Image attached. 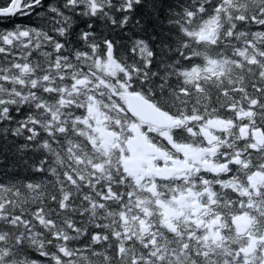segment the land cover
I'll return each mask as SVG.
<instances>
[{"label":"trees","instance_id":"trees-1","mask_svg":"<svg viewBox=\"0 0 264 264\" xmlns=\"http://www.w3.org/2000/svg\"><path fill=\"white\" fill-rule=\"evenodd\" d=\"M132 92L182 124L264 125V0H41L0 14V264L238 262L207 227L166 218L188 180L150 191L127 170ZM250 205L263 221L264 202Z\"/></svg>","mask_w":264,"mask_h":264},{"label":"flooded vegetation","instance_id":"flooded-vegetation-1","mask_svg":"<svg viewBox=\"0 0 264 264\" xmlns=\"http://www.w3.org/2000/svg\"><path fill=\"white\" fill-rule=\"evenodd\" d=\"M135 124H138L139 131L144 133L149 141L165 150L166 156L162 159L160 156L144 155L142 150L132 144L131 156L137 155L143 163L148 165L175 163L182 167L190 165V171L200 167L208 170L206 173L185 174L182 172L172 177L179 179L184 176L189 178V182L191 180L197 182L196 189L175 196L176 212L186 209L184 205L187 201L193 208L194 215L199 211L203 213L209 206L218 207L226 214L231 231L222 236V232L218 229L211 230L213 234L211 240L228 242L231 245L230 252L240 255L237 264H260L263 259L264 230L260 231V227L253 234L254 226L249 224H256V221L247 219V214L240 204L238 213L232 214L226 211L229 208L238 207L237 204L242 200L251 199L252 192H256L264 201V143L258 144L256 141L257 138H262L264 141V127H252L248 124L237 126L227 120L222 123L207 120L201 123V127L199 125L187 127L190 128V134H187L188 137L181 138L176 126L175 128H159L139 120L132 122L131 126ZM254 129H261L263 135L259 132L254 134ZM192 143L199 146L191 147ZM183 146L198 152L195 155L188 154ZM187 157L190 158L189 161ZM221 166L222 169L218 170ZM137 174L144 175L146 171L144 169ZM234 177L245 180L248 188L233 187V184L229 182ZM202 199L205 203L201 202ZM209 214L207 213V216ZM212 220L205 222V226L213 228Z\"/></svg>","mask_w":264,"mask_h":264},{"label":"water","instance_id":"water-1","mask_svg":"<svg viewBox=\"0 0 264 264\" xmlns=\"http://www.w3.org/2000/svg\"><path fill=\"white\" fill-rule=\"evenodd\" d=\"M19 1L20 0H14L7 8H2V9L0 8V13L9 14L14 9L17 10V4L19 3ZM128 109L135 112L141 120L150 122L154 125L171 126L173 124V121L165 112L155 108L152 103L148 102L145 98H143L142 96L138 94H130L128 96ZM134 133L136 134L135 135L136 139L133 138L132 139L133 142L137 146L143 148L146 152L148 148L147 143L145 141L137 143V140H139L141 136L139 135V133H136V131ZM165 168L167 169V171L163 173H158L157 175L167 178V177L172 176L174 172L180 170L174 165L167 166Z\"/></svg>","mask_w":264,"mask_h":264},{"label":"bare ground","instance_id":"bare-ground-1","mask_svg":"<svg viewBox=\"0 0 264 264\" xmlns=\"http://www.w3.org/2000/svg\"><path fill=\"white\" fill-rule=\"evenodd\" d=\"M210 19V18H209ZM200 35V34H199ZM96 44V43H95ZM91 49V48H90ZM243 85V84H242ZM259 99V98H258ZM216 103V102H215ZM215 109V108H214ZM122 113V112H121ZM131 115V114H130ZM129 115V116H130ZM118 125V124H117ZM130 126V125H129ZM204 127V126H203ZM83 130V129H82ZM264 130V129H263ZM108 131V130H107ZM209 132V131H208ZM84 134V133H83ZM126 135V134H125ZM126 138V137H125ZM223 138V137H222ZM86 139V138H85ZM68 142V141H67ZM58 144V143H57ZM182 145V144H181ZM53 147V146H52ZM115 148V147H114ZM234 148V147H233ZM202 149V148H201ZM66 150V149H65ZM232 151V150H231ZM246 152V151H245ZM52 153V152H51ZM54 153H56V152H54ZM112 154V153H111ZM115 154H116V152H115ZM56 155V154H55ZM50 157V156H49ZM98 157V156H97ZM112 158V157H111ZM179 158V157H178ZM68 166V165H67ZM71 168V167H70ZM54 171V170H53ZM108 171V170H107ZM111 172V171H110ZM50 174V173H49ZM51 176H52V174H51ZM100 176V175H99ZM56 177V176H55ZM74 177V176H73ZM116 180V179H115ZM120 180V179H119ZM46 182V181H45ZM131 182V181H130ZM43 183V182H42ZM216 183V182H215ZM127 184V183H126ZM129 184V183H128ZM92 185V184H91ZM72 186V185H71ZM78 186V185H77ZM134 186V185H133ZM78 187H80V186H78ZM129 188V187H128ZM136 188V187H135ZM101 189V188H100ZM133 191H135V190H133ZM27 192V191H26ZM94 193V192H93ZM72 199V198H71ZM129 199V198H128ZM83 201V200H82ZM22 203H24V202H22ZM88 205V204H87ZM145 209V208H144ZM56 214V213H55ZM110 214V213H109ZM116 214V213H115ZM100 215V214H99ZM140 217V216H139ZM81 218V217H80ZM87 218V217H86ZM93 218V217H92ZM91 218V219H92ZM51 220V219H50ZM70 220V219H69ZM132 222H134V221H132ZM89 223V222H88ZM75 224V223H74ZM104 224V223H103ZM131 224V223H130ZM90 226V225H89ZM88 229V228H87ZM82 230V229H81ZM76 231V230H75ZM77 236V235H76ZM100 240V239H99ZM221 242V241H220ZM82 244V243H81ZM81 252V251H80ZM90 253V252H89ZM63 260V259H62ZM111 262V261H110Z\"/></svg>","mask_w":264,"mask_h":264},{"label":"rangeland","instance_id":"rangeland-1","mask_svg":"<svg viewBox=\"0 0 264 264\" xmlns=\"http://www.w3.org/2000/svg\"><path fill=\"white\" fill-rule=\"evenodd\" d=\"M186 151L190 153V150L189 149H186Z\"/></svg>","mask_w":264,"mask_h":264},{"label":"snow or ice","instance_id":"snow-or-ice-1","mask_svg":"<svg viewBox=\"0 0 264 264\" xmlns=\"http://www.w3.org/2000/svg\"><path fill=\"white\" fill-rule=\"evenodd\" d=\"M0 14H2V13H0Z\"/></svg>","mask_w":264,"mask_h":264}]
</instances>
